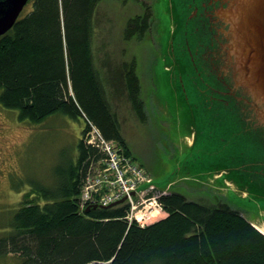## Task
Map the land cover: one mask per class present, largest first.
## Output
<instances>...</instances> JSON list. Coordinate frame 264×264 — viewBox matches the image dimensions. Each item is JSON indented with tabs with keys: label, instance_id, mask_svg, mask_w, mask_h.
<instances>
[{
	"label": "trees",
	"instance_id": "obj_1",
	"mask_svg": "<svg viewBox=\"0 0 264 264\" xmlns=\"http://www.w3.org/2000/svg\"><path fill=\"white\" fill-rule=\"evenodd\" d=\"M99 1L32 0L31 10L0 36V105L33 125L56 113L85 125L76 160L58 169L56 185L32 187L0 225V258L13 256V264H264V234L225 203L172 192L160 197L167 216L148 226L129 222L126 204L83 208L84 178L102 158L86 142L92 125L130 157L92 48ZM147 11L130 20L127 39L144 37L153 14ZM134 68L123 65L121 89L143 122Z\"/></svg>",
	"mask_w": 264,
	"mask_h": 264
},
{
	"label": "rangeland",
	"instance_id": "obj_2",
	"mask_svg": "<svg viewBox=\"0 0 264 264\" xmlns=\"http://www.w3.org/2000/svg\"><path fill=\"white\" fill-rule=\"evenodd\" d=\"M31 3L32 0L22 14L31 10ZM97 5L92 36L95 60L112 94L113 108L133 163L144 171L148 180L134 193L135 200L150 197L157 190L181 193L199 203H225L239 210L253 224L264 225L260 223L258 203L237 195L238 187L223 179L221 182L215 177L206 179L211 164L216 161L215 156L220 157L214 151L223 144L220 140L223 122L214 110L195 109L197 102L204 101L197 95L200 89H194L163 57L162 42L168 38L171 26L170 0H100ZM145 10L153 13L150 28L142 38L127 39L130 20L143 15ZM126 64L135 67L141 81V98L147 112L143 122L134 112L126 91L121 89L120 76ZM175 93L177 97L173 99ZM202 121V127L197 129L195 126ZM84 127L83 122L59 113L34 125L21 122L17 111L0 105V225L16 212L23 196L32 187L56 185L58 169L76 160ZM93 135L88 138L99 146L102 158L92 169L104 170L108 158L103 150L105 146L101 142L98 144L97 136ZM112 144L115 150L121 149L115 142ZM228 150L223 148V152ZM118 153L123 156V149ZM109 174L112 181L116 180L114 173ZM122 199L125 198L115 203ZM125 204L127 200L118 205ZM15 261L10 255L0 258V264Z\"/></svg>",
	"mask_w": 264,
	"mask_h": 264
},
{
	"label": "water",
	"instance_id": "obj_3",
	"mask_svg": "<svg viewBox=\"0 0 264 264\" xmlns=\"http://www.w3.org/2000/svg\"><path fill=\"white\" fill-rule=\"evenodd\" d=\"M29 1L0 0V36L15 25ZM170 2L163 57L200 89L197 95L204 101L195 109L214 110L223 122V144L214 151L220 157L215 156L206 179L215 177L238 187L237 195L258 203L264 224V0ZM224 147L230 150L223 152Z\"/></svg>",
	"mask_w": 264,
	"mask_h": 264
},
{
	"label": "built area",
	"instance_id": "obj_4",
	"mask_svg": "<svg viewBox=\"0 0 264 264\" xmlns=\"http://www.w3.org/2000/svg\"><path fill=\"white\" fill-rule=\"evenodd\" d=\"M94 134V135H93ZM97 136L98 144L101 142L106 158V169H92L93 164L99 161H93L90 165L87 176L84 178L82 187L81 202L82 206L87 204H97L101 207L109 206L123 197L128 201L127 216L129 222H138L140 225H148L158 219L164 212L163 205L160 201L161 192L156 191L152 196L135 200L133 195L138 191L141 184L148 180L144 171L138 167L131 157L125 154L121 156V149L115 150L112 142L107 141L95 125L87 133V144L98 148L99 146L88 136ZM97 146V147H96ZM115 174L116 180L110 179L109 173ZM112 186H108L109 184ZM118 187V189H117ZM104 189L106 191L104 192Z\"/></svg>",
	"mask_w": 264,
	"mask_h": 264
},
{
	"label": "bare ground",
	"instance_id": "obj_5",
	"mask_svg": "<svg viewBox=\"0 0 264 264\" xmlns=\"http://www.w3.org/2000/svg\"><path fill=\"white\" fill-rule=\"evenodd\" d=\"M87 142V141H86ZM101 160V159H100ZM99 161V160H98ZM256 227H259L260 230H262L264 232V226H259V225H255Z\"/></svg>",
	"mask_w": 264,
	"mask_h": 264
}]
</instances>
